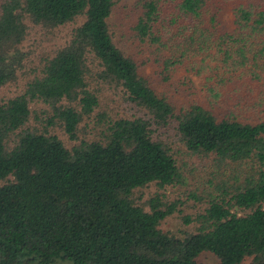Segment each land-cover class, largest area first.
I'll list each match as a JSON object with an SVG mask.
<instances>
[{"label":"trees","instance_id":"1","mask_svg":"<svg viewBox=\"0 0 264 264\" xmlns=\"http://www.w3.org/2000/svg\"><path fill=\"white\" fill-rule=\"evenodd\" d=\"M119 1L0 0V89L24 83L0 97V264H199L203 253L264 264V0H133L128 39L114 22ZM79 20L39 64L25 51L29 22L52 31ZM146 66L164 81L178 69L199 77L204 101L177 113ZM104 87L121 89L138 114L98 113ZM38 103L49 108L44 130L31 125ZM173 119L187 153L216 177L198 226L181 236L161 228L176 203L135 199L185 180L156 137ZM56 126L78 143L68 148Z\"/></svg>","mask_w":264,"mask_h":264},{"label":"rangeland","instance_id":"2","mask_svg":"<svg viewBox=\"0 0 264 264\" xmlns=\"http://www.w3.org/2000/svg\"><path fill=\"white\" fill-rule=\"evenodd\" d=\"M132 5L133 0H120L114 12V22L118 25V32L127 39L129 37L125 26L131 20L129 17L133 14L131 11ZM221 22L223 27L228 31L235 28L234 16L230 8L222 13ZM81 23L82 20H79L75 24L46 31L40 27H34L29 22L31 30L28 39L24 43V49L32 54L35 64H39L42 58L52 56L58 48L65 46L70 41L73 30L81 25ZM138 59H141V56ZM143 59L139 61H143ZM143 70V73L149 79L156 92L173 103L177 108V113L187 109L194 102L204 101V95L201 90V79L186 73L184 69L174 71L168 81H164L158 74V71L151 66H146ZM28 74L31 76L32 72L28 70ZM23 85V79H21L17 84L8 85L0 89V97L8 98L15 96ZM100 95H102V103L100 109L97 110L98 113L106 112L109 116L138 114L137 110L125 101L123 98L125 96L121 89L115 90L104 87ZM32 110L31 125L40 130L47 128L49 113L46 114L44 112L49 110L48 106L38 103L32 105ZM87 123L91 124L88 126ZM177 125V121L173 119L169 127L157 131L156 137L163 139L176 151L177 158L180 164L183 165L185 180H183L182 184L166 189H160L152 184L146 188L137 190L135 192V199L137 203L146 205L152 197L161 194L165 196L163 199L165 202L176 203L178 212L168 217L162 223L161 228L175 236H181L184 231H193L198 226L196 218L203 213V210L207 206L209 197L206 191L211 187L210 181H215L216 177H210L206 172L210 169V166L202 164L203 162L200 163L197 158L187 153L186 148L180 141ZM93 126L92 120L83 123L81 126L82 132H80L79 137L81 139L84 138L85 135L91 132ZM49 129L68 148L78 143L72 142L60 127H49ZM217 178L218 180L221 179V177ZM218 261V258L211 253H203L198 258L199 264H216Z\"/></svg>","mask_w":264,"mask_h":264}]
</instances>
